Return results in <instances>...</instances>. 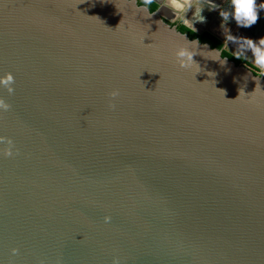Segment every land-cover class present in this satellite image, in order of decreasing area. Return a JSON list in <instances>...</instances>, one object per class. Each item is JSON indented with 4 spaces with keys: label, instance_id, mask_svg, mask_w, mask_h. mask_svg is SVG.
<instances>
[{
    "label": "water",
    "instance_id": "water-1",
    "mask_svg": "<svg viewBox=\"0 0 264 264\" xmlns=\"http://www.w3.org/2000/svg\"><path fill=\"white\" fill-rule=\"evenodd\" d=\"M144 7L0 0V264H264V75Z\"/></svg>",
    "mask_w": 264,
    "mask_h": 264
},
{
    "label": "clouds",
    "instance_id": "clouds-1",
    "mask_svg": "<svg viewBox=\"0 0 264 264\" xmlns=\"http://www.w3.org/2000/svg\"><path fill=\"white\" fill-rule=\"evenodd\" d=\"M152 3L153 0H143V5L145 7L140 10L147 12V6L151 5ZM194 3L196 5H200L201 0H166V6L173 11L175 19L182 20L185 25H189L191 27H193V25L190 24L189 19L186 18V14L193 8ZM208 6L211 8L217 7V5L212 3L211 0H209ZM231 6H232L231 12L223 11L220 13V15L223 17V20L226 22L229 16L231 15L233 19L236 21L238 26L245 28L254 25L259 18V11L264 10V2L257 4V0H231ZM202 10L203 7L200 8V12H199L200 18L198 22H202L204 20V17L201 15ZM226 40L234 42L238 45L237 50L234 52L235 57L237 59H240L241 56H243L246 51L250 50L252 56L254 57L255 67L259 69V73L261 75H264V37H261L258 40V42H255L252 39L243 38V37L238 38L228 33L226 35ZM192 44L193 42H189L186 40V46L179 47L175 52L177 61L180 67L182 68H188L194 62L193 57L194 55L197 54L196 47L198 42L195 41L196 47L190 48L189 46H187ZM215 60H218L221 64L226 63V60H223V62H221L219 58ZM14 83H15V78L12 75V73L8 72L5 73L3 76H0V86L6 89L9 95H11L14 92V87H13ZM118 95H119V90L117 89H114L109 93V96L113 99ZM229 101H234V100H229ZM10 107L11 105L8 104L4 98L0 97V110L8 111ZM109 107L115 108V105L109 103ZM0 144L6 145V147L3 149V155L5 157H11L13 155V148H14L12 139L9 137L0 136ZM104 221L105 223L110 222L111 217L105 216ZM18 251L19 250L16 248L11 249L12 255H17ZM113 264H119L118 259L114 258Z\"/></svg>",
    "mask_w": 264,
    "mask_h": 264
},
{
    "label": "crops",
    "instance_id": "crops-1",
    "mask_svg": "<svg viewBox=\"0 0 264 264\" xmlns=\"http://www.w3.org/2000/svg\"><path fill=\"white\" fill-rule=\"evenodd\" d=\"M211 2L217 5V7L211 8L208 6L209 0H201L200 5L194 3L193 8L186 14V18L189 19L193 28L189 25H185L182 20L175 19L173 11L166 6V0H153V3L157 5V8H160L161 14L166 20L182 22V24L190 30H198L201 33H208L216 37L223 43L224 50L233 55H235L234 52L237 50L238 45L226 40V35L228 33L238 38L243 37L252 39L255 42H258L261 37H264V10L259 11V18L254 25L245 28L238 26L231 15L226 22L220 15L223 11H232L231 0H211ZM261 2H264V0H257V4ZM201 7H203L201 15L204 17V20L198 22ZM241 58L259 71L254 65V57L250 50L246 51Z\"/></svg>",
    "mask_w": 264,
    "mask_h": 264
},
{
    "label": "trees",
    "instance_id": "trees-1",
    "mask_svg": "<svg viewBox=\"0 0 264 264\" xmlns=\"http://www.w3.org/2000/svg\"><path fill=\"white\" fill-rule=\"evenodd\" d=\"M140 4H143V0L140 1ZM149 6H150L151 11L157 10L156 4L152 3ZM179 30L181 32H184V33L189 32V36L191 38H199L202 42L209 43L213 48L222 49V47H223V43L219 39H217L216 37H214L208 33H204L203 35H198V34L194 33L193 31L188 30L185 26H180ZM223 56L230 58L231 60L235 61L238 65L244 64V60L242 58L237 59L235 57V55H233V54H231L225 50L223 51Z\"/></svg>",
    "mask_w": 264,
    "mask_h": 264
},
{
    "label": "flooded vegetation",
    "instance_id": "flooded-vegetation-1",
    "mask_svg": "<svg viewBox=\"0 0 264 264\" xmlns=\"http://www.w3.org/2000/svg\"><path fill=\"white\" fill-rule=\"evenodd\" d=\"M140 1H142V0H139V2ZM148 7L150 8V6L148 5ZM158 9V8H157ZM168 21V20H167ZM170 24H172V25H174V26H177V28L179 29V27L180 26H184L183 24H182V22L180 23V22H178V21H175V22H172V21H168ZM187 28V27H186ZM188 29V28H187ZM188 30H190V29H188ZM190 31H193L194 33H196V34H198V35H203L204 33H201L200 31V33H198V32H196L195 30H190ZM198 31V30H197ZM188 35H189V32H186ZM223 49H224V45H223V47H222ZM244 64L246 65V66H248V67H250L251 69H253V70H255V71H257L256 69H254L250 64H248L246 61H244ZM257 72H259V71H257Z\"/></svg>",
    "mask_w": 264,
    "mask_h": 264
}]
</instances>
